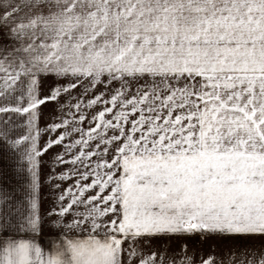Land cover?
<instances>
[{
	"label": "snow or ice",
	"instance_id": "6c2138e0",
	"mask_svg": "<svg viewBox=\"0 0 264 264\" xmlns=\"http://www.w3.org/2000/svg\"><path fill=\"white\" fill-rule=\"evenodd\" d=\"M62 97L70 119L41 129ZM0 145L27 173L21 201L0 196V264H264L188 255L193 240L264 242V0H0ZM54 145L84 170L42 212ZM173 240L179 257L140 251Z\"/></svg>",
	"mask_w": 264,
	"mask_h": 264
},
{
	"label": "crops",
	"instance_id": "0c3cea01",
	"mask_svg": "<svg viewBox=\"0 0 264 264\" xmlns=\"http://www.w3.org/2000/svg\"><path fill=\"white\" fill-rule=\"evenodd\" d=\"M61 83H65L66 81H60ZM55 80L54 78H47L45 83L43 84V92L46 94L50 87L54 86ZM71 102L75 103V101H69L67 97H62L60 100V105L58 106L55 103H49L47 105L42 106V116L39 122V126L41 129H48L49 126L53 123H60L62 119H70L69 117V109L66 105ZM61 106L63 110H61ZM98 109H88L89 115L93 111ZM13 119H18L14 117ZM76 125L70 124L69 129ZM89 126V121H85L82 127L87 130ZM25 129H17L13 135L23 134ZM65 129L61 128L56 131H43L41 133L39 144L44 146L48 140L57 138ZM75 139H79V134L72 133L69 139L65 140V144H69L73 142ZM76 149H72L75 151ZM66 151L65 147L62 145H54L48 152L44 153L41 157V165H40V177H41V201H42V212H47L51 207H55V199L56 197L63 192L65 189L72 187L76 180L79 179V171H83L84 169L79 166V164L71 165V164H56L55 158L57 154H62ZM65 159H69L68 156H65ZM95 160V157H93ZM79 169V171H77ZM53 170L56 176L61 174L71 176V179H65L63 181L60 180H52L49 182L50 175L53 174ZM56 183L60 184V188L56 189L54 185ZM83 183H88V181H83ZM26 187H27V173L26 171L20 167L19 165V157L16 151L9 149L4 145H0V196L7 194V197L12 203H16L21 201L22 198L26 196ZM73 191L76 189L73 187ZM87 195V193H86ZM79 211H84V208L81 206ZM68 220H71V216L68 217ZM77 236H86V233H77ZM25 239L30 238L29 236L23 237ZM54 237L49 229H45L43 233L38 237V240L42 247L45 250H48L52 246V241ZM165 250L164 255L166 257L182 255L180 253V244L173 240L166 244H158L152 243L151 245L145 243L141 245L140 251L144 256L151 254L153 251ZM241 249L246 250L247 252H251L253 250L260 252L264 251V242H262L259 238H242V239H225L221 241L215 242L211 249L208 244H202L198 240H193L189 243V252L188 255L191 257H195L197 254L207 257L209 254H213L217 256V258L223 259L226 254L230 252H237Z\"/></svg>",
	"mask_w": 264,
	"mask_h": 264
}]
</instances>
